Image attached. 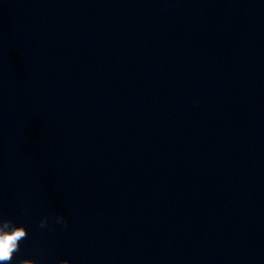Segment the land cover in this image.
<instances>
[{
	"label": "clouds",
	"instance_id": "9594fccd",
	"mask_svg": "<svg viewBox=\"0 0 264 264\" xmlns=\"http://www.w3.org/2000/svg\"><path fill=\"white\" fill-rule=\"evenodd\" d=\"M53 222L60 224L62 227H68V220L62 215L53 218ZM49 218L45 216L41 219L39 227L47 228ZM27 229L23 225H16L12 220L0 218V264H11L14 256L20 251V244L27 238ZM19 264H37L33 259H22ZM59 264H70L67 259L61 260Z\"/></svg>",
	"mask_w": 264,
	"mask_h": 264
}]
</instances>
